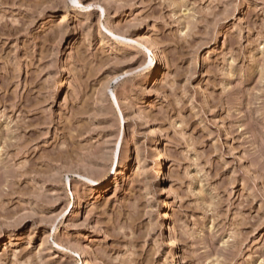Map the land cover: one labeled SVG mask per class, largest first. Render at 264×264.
Here are the masks:
<instances>
[{"label":"rangeland","instance_id":"374dc122","mask_svg":"<svg viewBox=\"0 0 264 264\" xmlns=\"http://www.w3.org/2000/svg\"><path fill=\"white\" fill-rule=\"evenodd\" d=\"M0 264H264V0H0Z\"/></svg>","mask_w":264,"mask_h":264},{"label":"bare ground","instance_id":"6f19581e","mask_svg":"<svg viewBox=\"0 0 264 264\" xmlns=\"http://www.w3.org/2000/svg\"><path fill=\"white\" fill-rule=\"evenodd\" d=\"M149 51L151 52L150 54V61H149V68H150V71L152 72V75L153 74H156L160 68V62H159V50L158 49H150L148 48ZM156 160V159H155ZM172 237V235H171Z\"/></svg>","mask_w":264,"mask_h":264}]
</instances>
